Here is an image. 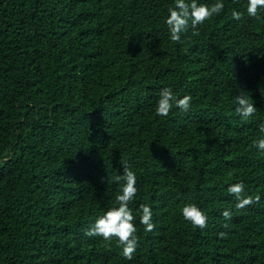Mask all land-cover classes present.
<instances>
[{"label": "trees", "instance_id": "1", "mask_svg": "<svg viewBox=\"0 0 264 264\" xmlns=\"http://www.w3.org/2000/svg\"><path fill=\"white\" fill-rule=\"evenodd\" d=\"M170 3L0 0V264H264V19L233 21L246 0H225L173 42ZM169 84L191 108L157 116ZM241 90L258 108L248 118L233 110ZM124 162L134 208L150 204L156 222L138 226L130 260L83 235L114 203ZM236 179L260 199L234 209ZM189 199L208 214L203 229L179 214Z\"/></svg>", "mask_w": 264, "mask_h": 264}, {"label": "clouds", "instance_id": "2", "mask_svg": "<svg viewBox=\"0 0 264 264\" xmlns=\"http://www.w3.org/2000/svg\"><path fill=\"white\" fill-rule=\"evenodd\" d=\"M225 7V0H171L163 17L168 39L181 42L189 30L195 35L200 25L213 15H220ZM244 13L249 18L264 19V16L260 15L264 13V0H246V5L242 9L233 7L230 15L233 21L239 22ZM232 101L235 114L241 118L253 116L258 109L243 90L233 93ZM191 105L190 93L174 89L170 84L162 85L156 93L154 113L157 116H167L172 110L187 112ZM259 128L261 132H264V121L260 122ZM254 147L257 152L264 153V135L255 139ZM121 164L122 172H118L114 177V182L119 189L114 195V203L102 208L83 230V235L98 237L105 241L114 240L119 247V254L130 260L139 247L138 226H143V232H151L156 222L150 204L142 203L134 208V200L139 191L137 174L127 166V162ZM226 191L234 197V209L244 208L260 199L259 194L248 193L243 179H236L227 184ZM179 214L184 221L200 229H203L208 221V214L204 207L193 199L187 200L179 207ZM220 214L227 221L231 218L232 211L225 208ZM219 235L223 236L224 233Z\"/></svg>", "mask_w": 264, "mask_h": 264}]
</instances>
